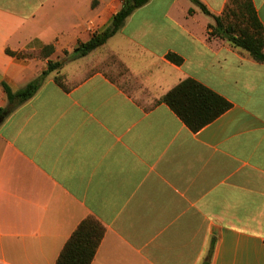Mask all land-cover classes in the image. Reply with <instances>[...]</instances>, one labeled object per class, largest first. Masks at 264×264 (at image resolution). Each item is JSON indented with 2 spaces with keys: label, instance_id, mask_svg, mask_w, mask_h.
Wrapping results in <instances>:
<instances>
[{
  "label": "crops",
  "instance_id": "obj_1",
  "mask_svg": "<svg viewBox=\"0 0 264 264\" xmlns=\"http://www.w3.org/2000/svg\"><path fill=\"white\" fill-rule=\"evenodd\" d=\"M123 1L0 0V108L4 84L25 87ZM211 23L191 0H150L0 123V264H56L89 217L106 229L92 264H264V61ZM187 78L231 103L199 131L162 101Z\"/></svg>",
  "mask_w": 264,
  "mask_h": 264
},
{
  "label": "trees",
  "instance_id": "obj_2",
  "mask_svg": "<svg viewBox=\"0 0 264 264\" xmlns=\"http://www.w3.org/2000/svg\"><path fill=\"white\" fill-rule=\"evenodd\" d=\"M150 0H124L122 7L112 17L109 25L96 31L88 41L80 42L72 51H67L62 60H50L42 73L18 91H13L4 84L8 104L0 108L2 123L16 108L29 100L40 88L47 76L59 70L67 60H75L88 55L96 48L104 45L124 25L126 19L138 8ZM198 5L203 13L212 17L209 34L236 48L243 49L255 60L264 61V25L261 22L253 0H228L222 15H214L201 0H191ZM193 9H190V13ZM56 48L53 44L46 45L38 54L29 51L7 52L20 58L40 56L50 57ZM169 60L181 64L183 58L175 53L168 54ZM56 80L63 85L60 77ZM162 101L190 127L199 131L214 121L231 107V103L223 96L205 86L201 82L187 78L166 93ZM104 225L94 217L85 219L71 235L64 246L56 264H92L105 234Z\"/></svg>",
  "mask_w": 264,
  "mask_h": 264
},
{
  "label": "rangeland",
  "instance_id": "obj_3",
  "mask_svg": "<svg viewBox=\"0 0 264 264\" xmlns=\"http://www.w3.org/2000/svg\"><path fill=\"white\" fill-rule=\"evenodd\" d=\"M213 19V18H212ZM213 22H214V19H213ZM61 78V77H60Z\"/></svg>",
  "mask_w": 264,
  "mask_h": 264
}]
</instances>
